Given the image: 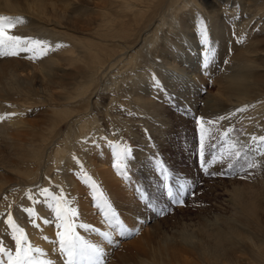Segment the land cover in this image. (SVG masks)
Instances as JSON below:
<instances>
[{
	"label": "rangeland",
	"instance_id": "rangeland-1",
	"mask_svg": "<svg viewBox=\"0 0 264 264\" xmlns=\"http://www.w3.org/2000/svg\"><path fill=\"white\" fill-rule=\"evenodd\" d=\"M9 1L15 6L14 9L26 10L24 14L28 15L29 20L35 24L36 22L31 17H41L50 11L48 6L41 9V7L37 8L36 2L32 5V0H8V3ZM3 2L0 0V11ZM42 4L46 5L44 2L39 3V5ZM216 7L223 9L219 19L226 30L225 45L222 47L213 45L215 61L208 70H202L199 31L202 22L203 25L206 24L204 26L208 27L207 16ZM186 8H188L186 12H192L185 15V21H190L189 26L184 27V23H181L176 25V29H170L171 34L177 37L176 42L171 41L174 48L170 50V53L176 48L178 49L179 46H183L184 50L190 52V56L194 58L191 65H184L186 55H182L178 61H175L178 68H185L188 74L194 77L190 82V91L182 98H179V95L181 96L179 79L172 78L170 83H165L163 78L158 79L156 73H152L151 68L160 65L158 63L160 58L156 56L155 62L153 63V60L150 62L147 44L135 53L136 56L134 55L131 62L134 65L133 68L125 67L120 72L117 69H112L108 73H105L106 70H104L100 74L102 76H97L96 80H98H95L88 95H85L86 98L85 96L84 98L83 96L78 97L79 89L77 88L85 80L89 68H86L84 63L77 59L80 56L77 51L86 44L83 36L89 35L92 38L96 32L95 23L87 21L88 17L94 18V15L89 11L82 10L77 15L71 32H67L68 34L65 35L66 39L51 31L33 34L21 28L20 24L11 30L10 34L12 35L44 41L47 46V54L45 55L41 49L37 48L35 49V55L38 57L36 59L29 58L32 55L29 52H22L15 57H0V117H10L0 120V150L1 157L5 160L0 158L2 163L17 164L18 157H20L15 151L9 152L7 147L10 145H5L2 139L4 136L16 138L9 120L37 123L36 126L41 130L37 129L38 132L44 134V137L36 141L40 148L39 162L37 164L29 162L28 165L23 164V166L21 164V167L29 166L31 176L35 175L33 179L22 184L17 178L19 176L14 172L11 173L9 169H7L9 172L0 171V236L2 235L0 243L5 247L14 251L12 231L7 223L8 215H11L15 223L24 229L31 244L30 238L33 233L27 230L23 223L34 230V233H37L36 230L41 222L42 226L44 224L43 229L55 233L52 240L53 247H49V249L57 253L58 260L55 261L53 258L50 260L63 264V258L58 253L59 246L56 237V232L59 230L56 227L58 222L55 219L53 208L49 207L53 201L44 197L41 191L48 189L50 196L60 197L63 195L66 206L75 209L77 214L78 209L82 206V199L87 201L89 210L100 224L99 227H91L96 229L95 232L85 231L82 228H77V231L85 239L95 236L100 240L101 247L106 253L105 264H151V255L141 252V248L146 246L145 238H150L151 245L156 247L171 235L170 231L174 227L184 228L180 227V223L182 224L183 221H200L203 216L216 215L219 219L223 220L224 218V221L228 219L227 221L230 222L232 212L225 209L223 204L225 196L220 194H223L225 190L227 193L231 190H238L236 192L242 191L241 193L247 195L246 197L251 198L250 196L260 188L264 182V156H261L259 152L248 153V160L254 161L258 165L255 168L242 167L246 162L241 160L229 169L226 166V161L224 163L216 162L213 160V156H218L223 150L225 139L223 132L228 129H232L228 137L229 141L245 144H250L251 136L264 135V97L261 96L252 102L227 109L225 107L229 105L230 101H223L219 98L221 81L225 76L232 75L237 71L240 61L248 60H239L238 54L249 45L241 41L240 29H247L250 42L256 43L257 51L264 50V0H258L257 4L252 6L246 0H194ZM261 8L263 11L258 10ZM1 12L0 17L17 19L14 15H4ZM9 13L12 14V11ZM195 14L200 15L198 24L191 21ZM170 22L168 20V27ZM159 28L154 31L158 39L167 34L165 27ZM100 29L103 28L100 27ZM95 35V40L100 42L99 34L96 32ZM150 37L152 39V36ZM189 40L192 41L191 51L186 46ZM166 41L165 45L169 47L170 43L168 40ZM210 41L212 42L211 39ZM164 52L168 51L164 50ZM197 54L198 56L195 57ZM50 60L54 61L53 67L47 66ZM252 62L255 63L254 66L264 64L260 59L252 60ZM81 63L83 64L81 65ZM152 63L153 65H151ZM43 67L52 71L45 79H43L42 70H45ZM62 69L65 74H61L60 70ZM139 69H143L145 72H143L145 81L142 83V87H150L155 82H159L156 91L146 92L143 88L135 93L131 92L135 83L128 81V78ZM13 73L18 75L24 84L17 83L16 80L13 81ZM53 73L56 77L53 76ZM257 73L252 72L251 76L257 78L259 74ZM57 74L60 75L57 76ZM258 78L264 83V77L259 76ZM58 95L66 98L65 104H59L56 101V98H60ZM246 106L247 111H237ZM59 109H68L71 113L73 111V114L68 119L55 122L57 125L54 124V131H52L53 128L45 130L46 127H50L46 117L51 114L52 110ZM149 110H153L157 117H151ZM75 111L77 112L75 113ZM89 115H92L91 122L94 120L96 124L94 126H97L99 130L98 138L100 139L92 145L101 149V152H96L95 148L93 150L88 146L82 147V150L87 148L85 152L71 148L64 149L65 153L62 154V157H65V166L61 165L62 167H60L59 163L53 160L54 147L63 146L62 137L68 126L72 132L75 131L78 118L83 116L90 118ZM220 117L226 119H219ZM197 118H203L206 136L209 138L206 139V144L209 143V140L211 142V147L207 148L206 152L207 173L202 169L198 158L199 125L196 122ZM208 121L214 123L210 125ZM22 127L26 129L25 125ZM71 137L72 143H74L75 135L71 134ZM116 145H119L121 149L127 147L131 150V156L124 159V165L127 167L122 166L120 170L114 167L117 162ZM84 155L89 156L87 158L90 160V167L83 163L82 157H86ZM62 157L61 160L58 159L60 163L63 161ZM160 164H163L170 172V179L167 183L171 186L173 193L178 191V186L173 178H179L180 183L189 185L179 197L183 200L182 205L175 203L168 196L166 189L162 187L165 181L157 167ZM100 166L109 172L111 178L107 176V179L112 180L113 177L124 188L126 193L124 199L109 194L104 183L96 175L95 170H101ZM88 177H91V181L86 183ZM23 178H20L21 181L26 180V177ZM91 182H95L97 190H93ZM107 182L112 183L111 181ZM70 183H75L81 193L69 194V188L72 187ZM100 193L112 205L125 227L131 230V235L118 236L114 229L106 223L104 214L98 207ZM29 196L32 199H29ZM27 209H32L35 212V218L29 217ZM45 211H48L46 217L43 215ZM261 218L264 219V215H261ZM46 219L50 223H44ZM75 223L80 224L79 214ZM259 224L264 230V223L259 222ZM103 232L113 233L115 242L108 245L100 235ZM5 239L7 240L5 241ZM138 241L143 242L140 249L136 248ZM32 245L37 248L34 244ZM129 253L131 257H128ZM34 255L41 259L39 254Z\"/></svg>",
	"mask_w": 264,
	"mask_h": 264
},
{
	"label": "bare ground",
	"instance_id": "bare-ground-1",
	"mask_svg": "<svg viewBox=\"0 0 264 264\" xmlns=\"http://www.w3.org/2000/svg\"><path fill=\"white\" fill-rule=\"evenodd\" d=\"M2 1L4 2L1 4L2 12H0L4 15H14L16 16L15 18H22L24 23L20 24L21 28H24L33 34L51 31L65 38V35L68 34L67 32H71V28L74 26V21H76L77 15H79L82 10L85 12L89 11L94 15V18H89L88 15L87 21L95 23L94 29L99 34L100 42L95 40L96 32L93 34L92 38L89 35L83 36L82 34L86 40V44L82 49L77 51L78 56L80 55L77 59H80V61L83 62L85 67L89 68V70L87 71L85 80L83 83L80 81L81 84L77 88L79 89L77 93L78 97L83 96L84 98L85 95H88V92L94 84L97 76L102 74L104 70H106L105 73H108L112 69H117V71L120 72L125 67L133 68L134 65L131 62L135 53L139 49L144 48L146 44V48L149 49L148 56L150 62L153 60L154 63L157 58H160L158 59V63L160 65L151 68L152 73H156L158 79L163 78L165 83H170L172 78L179 79L181 92V96L179 95V98H182L184 94L186 95V93L190 91V82H192L191 80H193L194 77L188 74L185 68H178L175 61H178L182 55H186V57H184L186 59L184 60V65H191L194 58L190 56V52L188 53L184 50L183 46H179L178 49L176 48V50L170 53V50L174 48L171 41H175L177 38L171 34L170 29H176V25H180L181 23H184V27L189 26L190 21H185V15H189L192 12H186V9H188L186 7L189 4H192L194 0H32V5L36 2L38 5L37 8L41 7L42 9V7H50V11L46 12L43 16L31 17L36 24L32 23L29 20V16L24 14L26 10L22 8H15L18 9L15 10L13 8L15 6L12 5L10 1L9 3L8 0ZM246 1L251 6L257 4L258 2V0ZM43 2L46 3V5H39V3L41 4ZM262 9L263 8L258 10ZM222 10L223 9L221 7H216L214 10L209 12L210 15L207 16L206 19L208 24L207 28L209 29L210 34L209 38L211 37L210 39L212 40L211 43L212 45L215 44L218 47L225 45L224 39L226 37L224 24L219 19V15ZM11 11L12 14L9 13ZM258 14L260 13L258 12ZM255 17H257V15ZM168 20L171 21L169 25L170 28L167 25ZM191 21L195 24L200 23V15L195 14ZM100 27L103 29H100ZM159 27H165V33L167 34H164L163 37H159L158 39L154 31H156ZM158 31L160 32L161 29L159 28ZM181 33L184 34L183 31H181ZM240 35L241 41L249 45L248 48H245L238 54L240 58L239 60H248L240 61L237 71L232 75L230 74L225 76V78L221 81L222 87L219 91V98L223 101H230L229 105H226V109L232 108V106H238L239 104H245L246 102H252V100H256L261 96L264 97V83L258 80L259 76L264 77V64L254 66L255 63L252 62V60L260 59L261 63H264V50H261V52L257 51L256 43L250 42L249 32L246 28L240 29ZM150 36H152V39ZM85 40L82 41L84 42ZM166 40L170 43L169 47L165 45L167 42ZM191 45L192 41L189 40L186 43V46L190 48V51L192 49L190 47ZM164 50L168 52L165 53ZM183 50L185 51L184 53ZM198 50L200 49L198 48ZM197 56L198 54L195 57ZM83 63H81V65ZM153 63L151 65H153ZM47 66L53 67L54 61L50 60ZM43 68L45 69L42 70L43 79H45L52 73V71L48 70V68ZM132 71H134V69H132ZM247 71L249 72L246 73ZM60 72H62L61 74H65L63 69L60 70ZM143 72V69H139L129 76L128 81H133L135 83L134 87L131 89L132 93H135L137 90L143 88L146 92L156 91L159 82H155L150 87H142V83L145 81V72ZM252 72H258V77H252ZM59 75L60 74H57V76ZM53 76L56 77L54 73ZM12 77H14L13 81L16 80L17 83L24 84L18 75L14 74ZM58 96L60 98H56V101L59 104H65L67 101L66 98L61 95ZM135 100L139 102L137 98H135ZM219 109L223 110V108ZM76 112L77 111H75V113ZM148 112L152 115L151 117H157L153 110H149ZM72 114L73 111L71 113L68 109L52 110L51 114L46 117L47 120H49L50 127H46L45 130L52 129L58 122L68 119ZM89 116L90 118H86V116L79 117L76 122V130L73 132L68 126L62 137L63 146H58L57 148L54 147L52 152L53 160H56L55 162H58L60 167H62L61 165L65 166V157H62V154L65 153L64 149L66 150L67 148H71L72 150L85 152L87 148L82 150V147L88 146L93 150L95 148L96 152H101V149H97V147L92 145L96 144V140L100 139L98 138L99 130L97 126H94L96 125L94 120L91 122L93 119L92 115ZM9 122L16 138L4 136L2 139L4 140L5 145H10V147H7L9 152L15 151V153L20 155V157H18L17 164L11 163V165H6L2 163V160H5L1 157L2 153L0 150V158L2 159H0V171L4 170L6 172H14L17 176H19L17 177L19 182L25 184V182L30 181L31 178L33 179L35 175L31 176L29 166L21 167V164L23 166V164L28 165L29 162L35 164L39 162L40 148L37 146L36 141L44 137V134H41L42 132H38L39 127L36 126L37 123L20 122V120H9ZM23 125H25L26 129H23ZM52 131H54V128ZM71 134L75 135L74 143H72L73 139ZM84 156L86 157H82L83 163L87 167H90V160L87 158L89 156ZM61 157L63 160L61 162L63 164L58 161V159L61 160ZM99 168H101V170H95L97 172L96 175H98L100 180L104 183L109 194L124 199L126 194L124 188L120 186L118 182L113 179V177L112 180L107 179V176L110 178L111 176L105 168L101 166ZM7 169H9V171ZM95 171L93 170V172ZM23 177H26V180L21 181L22 179L20 178ZM107 181H111L112 183H108ZM70 186L72 187L69 188V194L72 195L74 193H81L75 183ZM236 191L238 190H231L227 193L225 190L223 191V194H220L225 196V203H223L225 209L232 212V216L229 220L230 222L227 221L228 219H226V221H224V218L223 220L219 219L216 215L208 217L203 216L201 220L199 219L200 221H183L182 224L180 223V227L184 228L179 229L177 226L174 227L170 231L171 235H165L167 237H164L165 239L163 238L164 240L161 244L157 243L158 245L156 247L151 245L150 238H145L144 241L146 246L141 248L143 242L141 243L138 241L136 248H141L142 253H148L151 255V264H264V230H262V226L259 224V222L261 224L264 223V219L261 218V215H264V182L252 195L250 194L251 198L246 197L247 195L241 193L242 191ZM81 204V208L78 209L80 224L86 223L90 227L98 226L100 223L95 219L89 210L87 201L82 199ZM43 215L46 217L48 215V211H45ZM23 225L27 230L33 233L30 238L32 244L42 250L43 255H40L41 259L51 261V264H58V262L55 263L50 260L52 258L55 261L58 260L57 253L49 249V247H53L52 240L55 233H50V231L43 229L42 227L44 224L42 226L41 222L39 223V228L36 230L37 233H34L35 231L32 230L26 223H23ZM46 237L49 238L45 239ZM6 240L7 239H5V241ZM87 240L91 243L98 244L101 247L102 243L100 244V240L95 236L87 238ZM129 256L130 253L128 254V257Z\"/></svg>",
	"mask_w": 264,
	"mask_h": 264
},
{
	"label": "snow or ice",
	"instance_id": "snow-or-ice-1",
	"mask_svg": "<svg viewBox=\"0 0 264 264\" xmlns=\"http://www.w3.org/2000/svg\"><path fill=\"white\" fill-rule=\"evenodd\" d=\"M22 18L12 19L9 17H0V57H15L19 56L22 52H29L32 55L29 58H38L35 55V49L39 48L44 54H47V46L44 41L32 40L29 38H23L17 35L10 34L18 24H23ZM200 43H201V69L208 70L210 66L215 61V54L213 45L209 39V29L203 25L199 31ZM239 112L247 111V106L238 109ZM10 118L9 116L0 117V120ZM219 119H226L225 117H220ZM198 129V158L201 163L202 169L207 173L208 160L206 159L207 148L211 147V142L206 144L205 125L203 118H197ZM213 121H208V124H213ZM232 129H228L223 132L224 147L218 156H213V160L219 163L227 162V167L229 169L233 168L236 163L241 160L246 163L242 167L255 168L258 165L254 161L248 160L249 152H259L261 156H264V135L262 136H251L250 144H245L238 141H229L228 137ZM117 148V162L114 167L120 170L121 167H127L124 165V159L131 156V150L127 147L121 149L119 145L115 146ZM159 167L161 174L163 175L165 183L162 185L166 189L167 194L170 198L174 200L175 203L182 205L183 200L179 197L182 196L183 192L189 187L186 183H180L179 178H173L175 184L178 186V191L173 193L171 186L167 183L170 179L169 170L163 165H157ZM223 175V173H220ZM85 176L87 174L85 173ZM91 181V177L85 181L88 183ZM91 187L93 190H97V185L95 182H91ZM42 194L46 198H50L53 204L49 207L53 208L55 212V219L58 222L56 227L59 229L56 232L57 242L59 246L60 257L63 258V264H105L106 253L102 247L98 244L91 243L89 240L85 239L84 236L79 234L77 228H82L85 231L95 232V228H91L86 224L75 223L77 217V212L75 209H70L66 206V201L63 195L60 197L50 196L48 189H42ZM29 199H32L29 196ZM98 207L104 214V219L106 223L114 229L116 235L125 236L131 235V230L126 228L125 225L120 221L116 211L113 209L112 205L103 198V194L98 195ZM29 217L35 218V212L32 209H27ZM7 223L12 231V239L14 241V251L5 247L0 243V264H51V261H45L43 259H38L36 255H43L40 248H35L29 242L28 236L26 235L23 228L19 227L13 217L8 215ZM44 223H50V221L45 220ZM108 245L113 244L115 241L113 239V233L103 232L100 233ZM47 239V238H45Z\"/></svg>",
	"mask_w": 264,
	"mask_h": 264
}]
</instances>
